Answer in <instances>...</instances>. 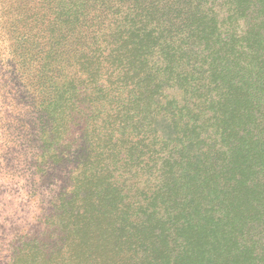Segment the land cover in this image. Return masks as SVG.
Masks as SVG:
<instances>
[{"label": "trees", "instance_id": "obj_1", "mask_svg": "<svg viewBox=\"0 0 264 264\" xmlns=\"http://www.w3.org/2000/svg\"><path fill=\"white\" fill-rule=\"evenodd\" d=\"M2 2L13 264H264V0Z\"/></svg>", "mask_w": 264, "mask_h": 264}, {"label": "rangeland", "instance_id": "obj_2", "mask_svg": "<svg viewBox=\"0 0 264 264\" xmlns=\"http://www.w3.org/2000/svg\"><path fill=\"white\" fill-rule=\"evenodd\" d=\"M2 1L0 12L3 6ZM4 43L0 37L1 51L5 48ZM6 133L2 121L0 126V264H13V248L21 246V243L20 245H13V243L19 239L22 243H28L29 236L38 233L41 218L46 216L48 209L46 204L39 201L38 194L29 190V185L21 177V173L19 177L16 174L10 177L5 171ZM31 244L34 246L36 242Z\"/></svg>", "mask_w": 264, "mask_h": 264}]
</instances>
